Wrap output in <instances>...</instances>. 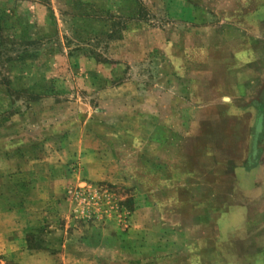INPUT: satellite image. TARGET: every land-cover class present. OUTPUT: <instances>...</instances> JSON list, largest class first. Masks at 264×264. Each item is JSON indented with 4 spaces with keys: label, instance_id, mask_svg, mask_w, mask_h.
<instances>
[{
    "label": "rangeland",
    "instance_id": "1",
    "mask_svg": "<svg viewBox=\"0 0 264 264\" xmlns=\"http://www.w3.org/2000/svg\"><path fill=\"white\" fill-rule=\"evenodd\" d=\"M262 2L0 0V264H205L201 202L248 201Z\"/></svg>",
    "mask_w": 264,
    "mask_h": 264
},
{
    "label": "crops",
    "instance_id": "2",
    "mask_svg": "<svg viewBox=\"0 0 264 264\" xmlns=\"http://www.w3.org/2000/svg\"><path fill=\"white\" fill-rule=\"evenodd\" d=\"M253 8L254 6H251V10ZM252 12H255V15ZM247 16V22L245 21V23L249 27H253V29L256 28L254 38H259L260 48L263 45L260 55L263 53L264 60V2L257 4V7L249 11ZM243 38L246 37L243 36ZM262 90H264V87H262ZM254 122L255 119L253 120ZM256 123L257 121L255 125ZM255 137H257L256 134L250 132L251 149L249 148L244 168H237L235 171L236 174H241L239 176L243 177V179H240V181L242 180L241 184L243 183L241 189L245 194L244 197H248L247 203L241 202L240 204L241 213L239 218L232 209V204H229L232 210L227 208V206L226 209H224L225 207L222 208V204L219 203L222 201L216 203L217 201L205 200L200 204L201 209L206 211L211 217L210 228L201 231L205 233L207 238L205 237V242L196 253L203 258L205 264H219V260L227 264V252L231 253L232 259L234 255L233 250L230 248L234 247L233 241H229L230 238L237 239L242 235L246 237L245 240L248 242L246 259L250 261V264H264V162H261V157L264 153V131L258 136L259 143ZM254 145H258L259 148L257 149L259 151L257 156L253 154ZM245 170L249 171L250 174H244ZM227 202L225 200L223 203L228 205ZM214 204L220 205V207H211ZM251 250H256L254 251L256 254L251 255L249 253ZM232 263L245 264L242 261L234 262L233 260Z\"/></svg>",
    "mask_w": 264,
    "mask_h": 264
},
{
    "label": "trees",
    "instance_id": "3",
    "mask_svg": "<svg viewBox=\"0 0 264 264\" xmlns=\"http://www.w3.org/2000/svg\"><path fill=\"white\" fill-rule=\"evenodd\" d=\"M258 127L262 128V132L264 131V119L261 120V118H260V121L258 122ZM257 138H258V135H257Z\"/></svg>",
    "mask_w": 264,
    "mask_h": 264
}]
</instances>
